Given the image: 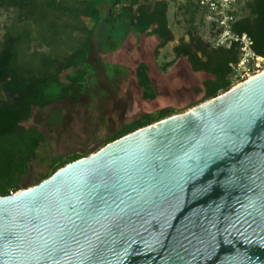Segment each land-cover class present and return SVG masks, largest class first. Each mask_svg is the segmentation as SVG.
I'll list each match as a JSON object with an SVG mask.
<instances>
[{"label": "water", "instance_id": "95a60500", "mask_svg": "<svg viewBox=\"0 0 264 264\" xmlns=\"http://www.w3.org/2000/svg\"><path fill=\"white\" fill-rule=\"evenodd\" d=\"M0 264H264V72L0 196Z\"/></svg>", "mask_w": 264, "mask_h": 264}, {"label": "trees", "instance_id": "16d2710c", "mask_svg": "<svg viewBox=\"0 0 264 264\" xmlns=\"http://www.w3.org/2000/svg\"><path fill=\"white\" fill-rule=\"evenodd\" d=\"M175 2L114 0L109 5L103 0H0V10L11 14L0 41V196L25 189L23 181L46 139L37 127L22 125L30 119L32 109H45L66 100L76 102L87 92L89 73L85 61L97 31L107 32L103 47L109 54L119 48L112 33L121 27L137 35L156 36L159 41L154 56L157 57L159 50L174 39L167 12L169 4ZM241 2V17L233 29L249 36L255 54L264 57V0ZM177 11L186 22L188 39H180L173 47V54L176 59L184 58L193 72L211 77L197 89L203 94L202 99L181 111L166 107L142 114L108 136L91 153L55 156L49 171L36 178L34 185L112 141L183 113L231 88L229 65L238 62V51L234 47L215 48L203 40L199 25L204 23V14L195 4H178ZM173 62L165 63L161 70L165 71ZM134 79L141 100L153 101L157 97L147 64L141 62L136 66Z\"/></svg>", "mask_w": 264, "mask_h": 264}, {"label": "rangeland", "instance_id": "374dc122", "mask_svg": "<svg viewBox=\"0 0 264 264\" xmlns=\"http://www.w3.org/2000/svg\"><path fill=\"white\" fill-rule=\"evenodd\" d=\"M111 4L114 0H103ZM178 2L170 3L167 13L169 27L174 39L159 50L156 36L137 35L121 27L112 33L119 48L109 54L103 47L107 36L97 31L90 54L85 61L88 76L87 92L79 100L57 102L45 109L33 108L31 117L22 123L24 127H37L46 135L38 150V159L32 163L30 174L23 181V188L34 185V180L46 174L51 159L57 155L73 152L91 153L110 135L117 133L142 114L153 113L170 107L181 111L200 101L203 94L197 92L205 79L211 78L202 72H193L184 58L176 59L173 47L180 39L187 41L186 22L177 11ZM11 14L0 10V41L3 27L9 23ZM88 25L89 22H87ZM203 40L209 41L208 24L199 25ZM173 64L165 71L161 67ZM149 67L150 79L157 97L153 101L141 100L136 86L134 69L139 63Z\"/></svg>", "mask_w": 264, "mask_h": 264}, {"label": "built area", "instance_id": "2783aa9c", "mask_svg": "<svg viewBox=\"0 0 264 264\" xmlns=\"http://www.w3.org/2000/svg\"><path fill=\"white\" fill-rule=\"evenodd\" d=\"M242 0H176L179 4L193 3L204 14L208 24L209 42L215 48L238 51V62L230 64L231 88L264 72V57L255 54L246 34L236 33L234 25L241 17Z\"/></svg>", "mask_w": 264, "mask_h": 264}, {"label": "crops", "instance_id": "0c3cea01", "mask_svg": "<svg viewBox=\"0 0 264 264\" xmlns=\"http://www.w3.org/2000/svg\"><path fill=\"white\" fill-rule=\"evenodd\" d=\"M168 13V12H167ZM168 16V15H167Z\"/></svg>", "mask_w": 264, "mask_h": 264}]
</instances>
